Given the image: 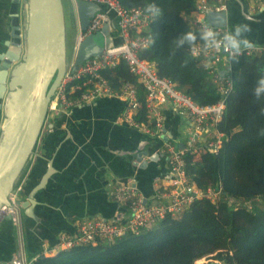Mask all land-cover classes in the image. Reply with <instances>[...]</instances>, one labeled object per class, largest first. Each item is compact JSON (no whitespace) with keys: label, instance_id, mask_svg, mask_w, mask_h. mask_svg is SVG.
<instances>
[{"label":"water","instance_id":"obj_1","mask_svg":"<svg viewBox=\"0 0 264 264\" xmlns=\"http://www.w3.org/2000/svg\"><path fill=\"white\" fill-rule=\"evenodd\" d=\"M20 1L13 0L10 39L5 45L6 50L0 54V211L3 206L9 205V195L23 180V200L17 203L21 211V243L25 254L35 256L44 242L55 248L60 234H75L74 226L67 220L72 218L75 206L66 202L71 200L69 197L67 199L61 193H55L44 173L47 171L50 174L57 159L68 158L72 176L82 183L86 182L82 180L89 172L100 174L106 166L109 167L104 155L115 153L120 159H125L129 167L127 175L134 181L132 186L146 201L154 194L155 181L164 177L166 157L160 155L158 146L150 141L141 144L140 147L144 146L142 150L135 147L118 154L110 144H92L95 137L90 138L92 122L77 123L76 128L73 122L79 115L94 111L97 102L92 106L75 108L68 115L61 113L51 123L46 122L48 104L66 68L63 4L62 0H26L21 35ZM76 8L82 29L86 28L93 14L107 11L104 6L80 0ZM108 16L113 17L111 13ZM207 20L214 27H225L228 34L240 41V45H264V6L251 14L246 0H228L226 12L211 13ZM111 29V22L108 21L101 30L106 36L107 48L119 43L109 35ZM100 53L101 47L96 45L94 38H85L79 46L75 65L79 66ZM107 101L117 102L113 99ZM115 119L110 118L105 126L115 129ZM176 131L165 118L162 142L176 138ZM89 151L100 162L93 161L94 155ZM101 157H104L103 161ZM101 177L102 174V188L95 190L99 195L92 209L107 219L114 215L118 217L124 209L108 201L107 191L104 190L107 182H103ZM75 217L86 218L80 214H75ZM15 235L11 220L8 217L1 220L0 264H10L17 255Z\"/></svg>","mask_w":264,"mask_h":264},{"label":"built area","instance_id":"obj_2","mask_svg":"<svg viewBox=\"0 0 264 264\" xmlns=\"http://www.w3.org/2000/svg\"><path fill=\"white\" fill-rule=\"evenodd\" d=\"M70 1L76 22L70 47L71 58L66 61L65 71L48 104L46 122H51L61 113L67 115L74 108L91 105L98 100H118L122 103V110L116 123L129 126L150 138L152 144L159 145V154L166 157V182L158 186V181L161 180L155 181L153 196L143 201L142 195L132 186L133 179L118 178L109 181L106 185L108 199L125 209L127 216L124 217L121 213L111 219L92 216L75 220L74 235L60 234L55 248L43 243L40 252L29 261L21 243L22 221L17 203L21 199L23 180L19 181L8 197L9 205L3 206L0 211V221L8 217L20 238L18 253L10 264H31L39 257H51L57 252L82 245L112 244L127 234L138 235L159 221L178 217L199 200L217 203L222 194L221 185L217 189L208 188L202 192L189 184L185 179L184 158L186 155L197 157L204 152L216 155L227 142V137L217 129V125L223 120L225 101L233 88L230 60L240 56H264V45H239V50L225 48L222 41L228 34L227 29L208 23L209 14L227 11L228 0H196L194 10L189 15H183V21L201 36L209 30L213 35L209 42L193 45L190 55L201 60L203 71L219 95V100L213 104L198 105L177 90L171 80L159 77L155 62L139 57V52L149 44V38L145 34L150 31L154 22L153 13L144 12L140 8L125 9L120 0H80L107 8L106 12L93 14L86 28L82 29L76 8L78 0ZM249 3L251 13L264 6V2L259 0H249ZM109 13L113 15L112 19L108 16ZM108 21L112 25L109 35L119 41L110 48L105 47L106 36L101 32ZM95 35L102 39L100 55L76 66L80 44L85 38H94ZM121 62L144 90L143 104L150 120L149 125L134 120L140 104L135 87L124 84L115 91L103 76L104 71L115 69ZM165 105H169L179 119L185 121L184 134L188 138L186 142L176 139L162 142ZM225 199L229 206L238 205L231 198ZM243 205L247 210L251 208L250 203L244 202Z\"/></svg>","mask_w":264,"mask_h":264},{"label":"trees","instance_id":"obj_3","mask_svg":"<svg viewBox=\"0 0 264 264\" xmlns=\"http://www.w3.org/2000/svg\"><path fill=\"white\" fill-rule=\"evenodd\" d=\"M195 1L120 0V4L154 15L145 34L149 44L139 57L155 62L159 77L171 80L196 104L206 105L217 102L219 95L190 49L212 37L204 38L183 21V15L194 10ZM189 33L192 39L187 38ZM229 63L233 88L217 125L227 142L216 155L204 152L196 161L195 156L184 158L188 183L202 192L220 184V200L215 204L199 200L179 220L159 221L149 230L127 234L113 244L82 245L39 257L31 264H196L203 258L209 264H264V92L257 96L254 91L264 77V56L234 57ZM103 76L115 91L124 84L135 87L140 104L134 120L149 125L144 90L125 65L121 62ZM225 198L238 205L229 206ZM244 202L251 204L249 210Z\"/></svg>","mask_w":264,"mask_h":264},{"label":"crops","instance_id":"obj_4","mask_svg":"<svg viewBox=\"0 0 264 264\" xmlns=\"http://www.w3.org/2000/svg\"><path fill=\"white\" fill-rule=\"evenodd\" d=\"M246 2L248 4V11H249V6H250L249 0L248 1L246 0ZM24 5H25L24 0H21L18 7L21 35L23 34V27L25 24ZM12 6H13V0H0V54H2L6 50L5 45L6 43H8L10 39L11 23H12V11H11ZM69 9L75 21L72 3L70 0H69ZM255 13H251V14H255ZM111 33L114 34V32ZM70 36L73 37L74 35L70 34ZM107 100H112V99L98 100L96 109L94 111H91L89 114L84 113L79 115L77 121L73 122L74 127L76 128L77 123L81 124L86 122H92L91 129L93 135L91 134L90 138L92 139V136L94 135L95 137L92 139L91 143L92 144L95 143L98 145L104 144L106 146L110 144L115 149L116 152L118 151L117 154L120 151L132 150L135 147H138L139 150H142L144 146L140 147L141 144L143 143L145 144V142H149L150 138L130 128L127 125L117 124L116 119L114 121V124L116 125V127H114L115 129H109L105 126L106 122H109L108 120L110 118H117L122 110V103H120L118 100L117 102H112ZM93 104L85 105V106H92ZM163 114H164V119L167 118L168 120V125L172 128L174 127V131L177 130L176 132L178 135L176 138L173 139L182 141L181 137H182V132L184 133V122L181 119L178 120V117H176L177 115L171 110L169 105H165L163 107ZM0 117L2 118V116ZM51 122H47V123H51ZM62 128H64V125L62 126ZM93 130H95V133H93ZM156 146L159 145L156 144ZM91 147L92 149H94L93 146ZM90 153L92 154V156L94 155L93 161L100 162L97 161L98 157L96 159V156L95 154H93V152ZM104 157H107L109 167L106 166L104 171L100 172V174H102L101 180L103 182L108 183L109 181H113L118 178H123V179L129 178V176L127 175L129 172V167L126 166L125 159H120L115 155V153H111L110 155H104ZM103 158L101 157L102 161ZM63 159L64 160L59 158L55 161V165L52 166L54 169L51 167V172L49 175L47 171L44 173H46L47 176L46 178L50 179L51 186L55 190V193H61L62 196L67 199L69 197L71 200L65 199L66 202L69 203L70 205L75 206L72 218L67 219L68 222H70L74 226L73 222L75 220H78V218L75 217V214H80L86 218L92 216L104 217L102 214L94 213L96 211L92 209L93 205L96 203L97 195H99V193L95 192V190L102 188V186L100 185V174L99 173L93 174L89 172V175H87L85 179L82 180L86 182L80 183V181L74 179V177L70 172V168L68 166L69 159L66 157H64ZM164 166L166 169V165ZM166 176H167V172H165L163 179H160L161 181L158 182L165 183L166 181L164 179L166 178ZM104 188H105L104 190L107 191V187ZM73 197H75L74 200ZM21 200H23V198ZM108 201L110 200L108 199ZM122 215L124 217L127 216V211L125 209L123 210ZM15 236H16L17 246L19 248L20 238L18 232L16 233Z\"/></svg>","mask_w":264,"mask_h":264},{"label":"rangeland","instance_id":"obj_5","mask_svg":"<svg viewBox=\"0 0 264 264\" xmlns=\"http://www.w3.org/2000/svg\"><path fill=\"white\" fill-rule=\"evenodd\" d=\"M24 2L26 3V0H24ZM62 4H63V11H64V18H65V27H66V54H67V61L70 60L71 58V53H70V47H71V44H72V40H73V37L70 36L71 35H74L75 34V29H76V22L74 21L73 17H72V14L70 13V9H69V0H62ZM74 33V34H73ZM94 42L98 45V46H102V39L100 38V36L98 35H95L94 36ZM185 122V121H184ZM184 126L186 127V125L184 124ZM182 142H186L187 141V136L186 134H184L182 132ZM154 142V141H153ZM199 158L195 156V159L194 161H196L197 159ZM192 164V163H191ZM130 179H132L131 177H129ZM188 182V181H187ZM162 183L161 182H158V186H160ZM219 187H220V184H219ZM221 188V187H220ZM212 189V188H210ZM222 190V188H221ZM216 201V199H215ZM217 202V201H216ZM195 205V204H194ZM179 217H176L174 218V220H179ZM153 226V225H152ZM151 226V227H152ZM151 227H149L148 229L146 230H149ZM146 230H143V231H146ZM142 231V232H143ZM113 244V243H112ZM26 258L29 259L30 256L26 254ZM210 260H205L204 258L203 259H200L196 262V264H209Z\"/></svg>","mask_w":264,"mask_h":264},{"label":"clouds","instance_id":"obj_6","mask_svg":"<svg viewBox=\"0 0 264 264\" xmlns=\"http://www.w3.org/2000/svg\"><path fill=\"white\" fill-rule=\"evenodd\" d=\"M238 33H239V29H237V34ZM202 35L204 38H209L213 35V33L209 30V31L204 32ZM187 38L192 39L193 38L192 34L189 33L187 35ZM222 43L224 47L227 49L239 50L240 41L231 34H226ZM254 91L257 96H259L262 92H264V77L260 78Z\"/></svg>","mask_w":264,"mask_h":264},{"label":"bare ground","instance_id":"obj_7","mask_svg":"<svg viewBox=\"0 0 264 264\" xmlns=\"http://www.w3.org/2000/svg\"><path fill=\"white\" fill-rule=\"evenodd\" d=\"M210 264H220L219 262H213V263H210Z\"/></svg>","mask_w":264,"mask_h":264}]
</instances>
